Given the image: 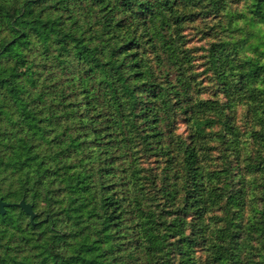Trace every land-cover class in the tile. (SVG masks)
Listing matches in <instances>:
<instances>
[{
    "label": "trees",
    "instance_id": "16d2710c",
    "mask_svg": "<svg viewBox=\"0 0 264 264\" xmlns=\"http://www.w3.org/2000/svg\"><path fill=\"white\" fill-rule=\"evenodd\" d=\"M7 173L0 264L255 263L264 0H0Z\"/></svg>",
    "mask_w": 264,
    "mask_h": 264
},
{
    "label": "rangeland",
    "instance_id": "374dc122",
    "mask_svg": "<svg viewBox=\"0 0 264 264\" xmlns=\"http://www.w3.org/2000/svg\"><path fill=\"white\" fill-rule=\"evenodd\" d=\"M238 7H241V5H239ZM201 37V36H200ZM200 37H191L192 39V41H191V43H190V45L191 46H196L197 48H201L200 46L201 45H204L205 44V42L206 41H201L199 38ZM203 55V51H200L199 53H198V56H202ZM200 61H198V63H199ZM204 80L205 81H207V77L206 76H204ZM209 79H208V81H207V83H205V87L206 86H209ZM213 95V89H210L209 87H208V89H206V94L202 97V98H209V97H211ZM243 114H244V109L243 108H240V113H239V116L240 117H242L243 116ZM184 126H183V124H180L179 126H178V131L180 132V133H182V134H184ZM241 129H242V131L244 132V130H245V128L243 127V126H241ZM242 140H245V141H249L250 139H247V137H242ZM10 174L11 173H7V180H5L4 181V183L2 184V185H0V197H2V199H3V201H0V203H3V204H6L7 206H6V208L7 207H9V210H12L13 208H16V209H19V210H21V211H23L22 209H20L17 205L18 204H20L21 202H23L25 205H28V206H31V208H32V205L27 201V198L25 197V195H22L21 197H20V199H18V201L17 202H14V197H11L12 196V193H13V189L12 188H14L15 186H13L14 185V183L12 184V177L10 176ZM249 181H252V177H249ZM13 186V187H12ZM251 188V187H250ZM252 193V192H251ZM257 192L255 191V193L254 194H256ZM9 195V196H8ZM6 196H8V198L7 199H5V197ZM255 196L256 195H254L253 196V198H254V200H255V202H256V204H257V199H255ZM251 197H252V194L249 196V200H251ZM8 203V204H7ZM258 205V204H257ZM8 210V211H9ZM13 212H15V213H13ZM32 212H33V209H32ZM16 213H18L17 211H14V210H12L11 211V214H13V216L16 214ZM26 214V213H25ZM33 214H34V218L36 217V214L33 212ZM250 214L251 215H256L254 212H252L251 210H250ZM27 215V214H26ZM27 216H29V215H27ZM33 218V219H34ZM260 227V226H259ZM254 230H259V229H257L256 227H254ZM261 234V232H259V235ZM259 235H257V236H259ZM261 237V236H260ZM260 247V251H261V249H262V244L259 246ZM261 254L263 255V256H260V257H257L256 258V260H253V262H255V263H250V264H262L263 262H264V252L263 251H261Z\"/></svg>",
    "mask_w": 264,
    "mask_h": 264
},
{
    "label": "water",
    "instance_id": "95a60500",
    "mask_svg": "<svg viewBox=\"0 0 264 264\" xmlns=\"http://www.w3.org/2000/svg\"><path fill=\"white\" fill-rule=\"evenodd\" d=\"M7 206L6 204L0 203V215H3L5 210L4 207ZM20 209L23 210L24 213L30 216V219L33 220L34 214L32 212L31 206L25 205L23 202L17 205Z\"/></svg>",
    "mask_w": 264,
    "mask_h": 264
},
{
    "label": "flooded vegetation",
    "instance_id": "af4514ba",
    "mask_svg": "<svg viewBox=\"0 0 264 264\" xmlns=\"http://www.w3.org/2000/svg\"><path fill=\"white\" fill-rule=\"evenodd\" d=\"M0 201H3L2 197H0ZM7 204H8V203H7ZM4 210H5V212H4L3 215H5V214L8 212L9 207L6 208V206H5V207H4ZM3 215H0V216H3Z\"/></svg>",
    "mask_w": 264,
    "mask_h": 264
}]
</instances>
